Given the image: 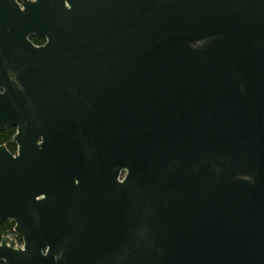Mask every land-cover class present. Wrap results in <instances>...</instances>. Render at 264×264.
<instances>
[{"label":"water","instance_id":"1","mask_svg":"<svg viewBox=\"0 0 264 264\" xmlns=\"http://www.w3.org/2000/svg\"><path fill=\"white\" fill-rule=\"evenodd\" d=\"M10 127L0 263L264 264V0H0Z\"/></svg>","mask_w":264,"mask_h":264},{"label":"trees","instance_id":"2","mask_svg":"<svg viewBox=\"0 0 264 264\" xmlns=\"http://www.w3.org/2000/svg\"><path fill=\"white\" fill-rule=\"evenodd\" d=\"M31 39L36 44H43L45 38L41 36H32ZM16 133V128L10 127L3 131H0V144L7 146L11 152H16L17 146L13 143V138ZM15 223L13 220L7 219L0 222V241L5 235H9L14 232ZM19 241H22V238H19ZM5 264V263H2Z\"/></svg>","mask_w":264,"mask_h":264},{"label":"flooded vegetation","instance_id":"3","mask_svg":"<svg viewBox=\"0 0 264 264\" xmlns=\"http://www.w3.org/2000/svg\"><path fill=\"white\" fill-rule=\"evenodd\" d=\"M5 236H10L11 238H14L16 240L17 244H22V241H19L20 236H18L15 232H13L9 235H5ZM0 264H2V263H0Z\"/></svg>","mask_w":264,"mask_h":264}]
</instances>
